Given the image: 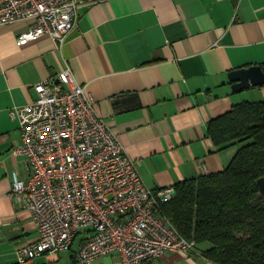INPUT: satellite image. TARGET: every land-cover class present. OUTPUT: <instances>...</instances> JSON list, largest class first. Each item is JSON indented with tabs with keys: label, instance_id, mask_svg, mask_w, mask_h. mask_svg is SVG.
I'll return each mask as SVG.
<instances>
[{
	"label": "crops",
	"instance_id": "crops-1",
	"mask_svg": "<svg viewBox=\"0 0 264 264\" xmlns=\"http://www.w3.org/2000/svg\"><path fill=\"white\" fill-rule=\"evenodd\" d=\"M78 28L58 45L49 34L20 46L28 23L0 25V264L39 237L31 213L12 193L29 163L10 109L37 98L34 85L67 65L87 87L151 188L224 170L237 146L218 148L208 124L244 100L264 99V85L232 89L229 73L264 65V0H81ZM68 87V86H66ZM245 91V90H244ZM73 247L27 264H79ZM207 243L169 250L141 264H216ZM93 264H122L104 254Z\"/></svg>",
	"mask_w": 264,
	"mask_h": 264
},
{
	"label": "built area",
	"instance_id": "built-area-1",
	"mask_svg": "<svg viewBox=\"0 0 264 264\" xmlns=\"http://www.w3.org/2000/svg\"><path fill=\"white\" fill-rule=\"evenodd\" d=\"M86 4L0 0V25L29 24L18 37L20 46L46 33L62 45L77 30L78 10ZM34 88L33 102L10 109L22 135L12 153L29 163L27 178L14 177L12 193L39 232L37 240L18 249L17 263L68 251L79 236V264L112 253L122 264H141L169 250H195L197 242L185 238L164 211L176 195L175 185H147L72 69L67 65Z\"/></svg>",
	"mask_w": 264,
	"mask_h": 264
},
{
	"label": "trees",
	"instance_id": "trees-1",
	"mask_svg": "<svg viewBox=\"0 0 264 264\" xmlns=\"http://www.w3.org/2000/svg\"><path fill=\"white\" fill-rule=\"evenodd\" d=\"M218 148L237 146L221 171L175 185L164 211L187 239L207 243L203 255L216 264H264V99L244 100L210 120Z\"/></svg>",
	"mask_w": 264,
	"mask_h": 264
},
{
	"label": "water",
	"instance_id": "water-1",
	"mask_svg": "<svg viewBox=\"0 0 264 264\" xmlns=\"http://www.w3.org/2000/svg\"><path fill=\"white\" fill-rule=\"evenodd\" d=\"M232 89L240 92L251 87L264 85V65H251L232 70L229 73ZM257 184L264 196V176L257 180Z\"/></svg>",
	"mask_w": 264,
	"mask_h": 264
},
{
	"label": "rangeland",
	"instance_id": "rangeland-1",
	"mask_svg": "<svg viewBox=\"0 0 264 264\" xmlns=\"http://www.w3.org/2000/svg\"><path fill=\"white\" fill-rule=\"evenodd\" d=\"M243 92H248V90H245V91H243Z\"/></svg>",
	"mask_w": 264,
	"mask_h": 264
}]
</instances>
